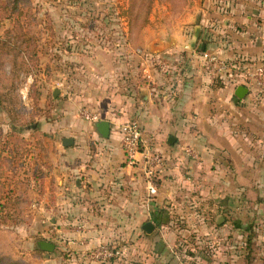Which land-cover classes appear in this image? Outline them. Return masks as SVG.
<instances>
[{
	"label": "crops",
	"instance_id": "obj_1",
	"mask_svg": "<svg viewBox=\"0 0 264 264\" xmlns=\"http://www.w3.org/2000/svg\"><path fill=\"white\" fill-rule=\"evenodd\" d=\"M190 6L178 20L180 29L153 49L175 52L186 40L197 68L184 65L177 93L124 90V85L109 90L98 109L102 120L110 122L107 137L101 135L98 121L73 111L76 98L61 117L38 130L45 157L41 173L31 179L39 189L33 213L39 236L35 244L48 240L56 245L51 252L39 249L43 263L204 264L207 256L202 250L195 255L192 246L194 241L200 249L206 247L197 241L202 234L204 243L211 240L221 249L225 243L234 246L239 231L264 223V96L249 90L234 103L238 86L244 84L220 80L199 55L205 42L206 51L224 57L263 58L264 0H192ZM197 26L199 38L191 49ZM98 46L92 65L124 69L125 64L114 59L122 46ZM132 119L140 123L144 141L165 157L164 175L153 196L141 168L128 163L121 144L119 126ZM65 138L73 143L64 145ZM187 147L200 157H187ZM8 151H0L7 165ZM7 165L1 180L9 173ZM191 207L192 222L183 228L170 220L176 211L182 214ZM147 221L155 225L151 232L143 229ZM176 232L185 238L187 256H178ZM228 233L230 242L224 239ZM107 243L120 245L123 256L104 262L89 258V249Z\"/></svg>",
	"mask_w": 264,
	"mask_h": 264
},
{
	"label": "rangeland",
	"instance_id": "obj_2",
	"mask_svg": "<svg viewBox=\"0 0 264 264\" xmlns=\"http://www.w3.org/2000/svg\"><path fill=\"white\" fill-rule=\"evenodd\" d=\"M30 1L31 14L23 15L21 23L25 26L23 31L34 38L38 51L39 61L35 60L32 68L22 54L28 44L17 38L19 27L8 18H0V151H12H8V165L3 159L9 173L0 179V186H5L0 197L4 202L19 197L0 213V264H49L40 260L35 244L39 236L33 204L38 203L39 189L31 184L32 176L41 173L40 163L44 162L40 148L43 126L61 117L74 98L77 101L73 111L79 117L85 119L84 109H97L102 115L99 110L105 94L111 89H122V85L124 90L143 87L173 95L180 89L184 65L196 64L187 53L186 40L175 52L153 50L154 45L166 42L180 29L178 20L189 11L192 0H134L135 11L131 13V0ZM4 39L10 44H2ZM98 45L117 49L122 46L117 51L120 55L112 57L123 62L124 69L106 70L92 65L95 52L100 50ZM56 89L59 92L54 97ZM4 165L0 167L2 172ZM193 209L182 214L176 211L170 220L183 228L192 222L188 213ZM258 222L247 232L239 231L234 246L225 243L227 247L221 249L209 239V243H204L206 236L202 234L197 241L206 247L200 249L199 243L193 241V253L202 250L207 256L204 264H264V223ZM177 236L176 250L178 247L181 256L190 250L182 233ZM230 237L228 233L224 239L230 242Z\"/></svg>",
	"mask_w": 264,
	"mask_h": 264
},
{
	"label": "built area",
	"instance_id": "obj_3",
	"mask_svg": "<svg viewBox=\"0 0 264 264\" xmlns=\"http://www.w3.org/2000/svg\"><path fill=\"white\" fill-rule=\"evenodd\" d=\"M199 55L203 65L220 80L235 85L242 82L250 91L264 96V57L252 61L244 58H228L218 52L206 50L200 51ZM83 112V116L89 120H102V115L96 111L84 109ZM119 131L128 163L141 168L148 193L151 196L157 194L158 187L155 180L161 179L164 175V154L144 141L138 120L132 119L122 123L119 126ZM185 154L192 159L200 157L198 151L192 147H187ZM33 206L35 205L33 204ZM123 253V248L120 245L112 243L100 244L87 251L90 259L102 262L121 258Z\"/></svg>",
	"mask_w": 264,
	"mask_h": 264
},
{
	"label": "trees",
	"instance_id": "obj_4",
	"mask_svg": "<svg viewBox=\"0 0 264 264\" xmlns=\"http://www.w3.org/2000/svg\"><path fill=\"white\" fill-rule=\"evenodd\" d=\"M9 10H10V12H8ZM128 11L130 13L135 11V1L134 0H131ZM26 14L28 16L31 14V1L30 0H9L8 2L0 1V18H2V17L8 18L12 22L16 23L17 27H19L20 33H19V36L17 38L18 39L20 38L22 43L28 44V45H26V48H24V50L22 51V54H23L24 59L26 60V63L28 64V66L30 64L29 68H32L33 62L35 60L37 62L39 61V56H38L36 44H34L35 43L34 38L32 36H30L29 32L23 31L25 26H23V24H22L23 23L22 18H23V15H26ZM14 16L17 17L18 19L13 18ZM1 42H2V44H7V43L10 44V41L6 40V39H4ZM40 145H41V143H40ZM9 153H12V151L9 150ZM0 158H1V156H0ZM4 164H5V162L3 163V158H1L0 159V167H2V165H4ZM37 172H38V170H37ZM36 176H39V174L37 173ZM3 177H4V172H2L1 168H0V179ZM160 181H161V179L155 180L156 186L158 188L160 186ZM4 187H5L4 185L0 186V192L4 189ZM11 187H13V186H11ZM14 191L15 190H13V192ZM18 198H17V196L10 197L8 202H4L5 200L0 197V211H1L0 213H2V209L6 210V208L10 205L11 200L18 201L19 200ZM15 203H17V202H15ZM9 209H11V208H9ZM249 242H251V237H249V239H248V245H249ZM40 251L41 250H39V252Z\"/></svg>",
	"mask_w": 264,
	"mask_h": 264
},
{
	"label": "water",
	"instance_id": "obj_5",
	"mask_svg": "<svg viewBox=\"0 0 264 264\" xmlns=\"http://www.w3.org/2000/svg\"><path fill=\"white\" fill-rule=\"evenodd\" d=\"M200 30L201 27L197 26L195 28L194 34H193V38L192 40L189 42L188 47L191 49H194L196 47L198 38H199V34H200ZM200 50L201 51H205L206 50V43L202 42L201 46H200ZM249 89L244 86V85H239L236 92H235V96H234V103H237L240 99H243L247 93H248ZM59 90H54V96H57ZM98 127L100 129V133L102 136L107 137L109 136L110 133V122L108 120H100L98 121ZM171 140V139H170ZM71 143H73V140L70 138H65L63 141V144L68 146ZM224 219V218H223ZM220 222V221H219ZM221 223V222H220ZM143 229L146 230L147 232H151L155 229V225L152 221H147L144 225H143ZM37 246L39 249L44 250V251H54L56 245L54 242L48 241V240H39L37 242Z\"/></svg>",
	"mask_w": 264,
	"mask_h": 264
}]
</instances>
